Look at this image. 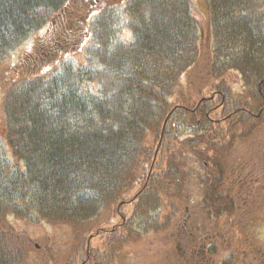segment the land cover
Listing matches in <instances>:
<instances>
[{
  "label": "trees",
  "instance_id": "16d2710c",
  "mask_svg": "<svg viewBox=\"0 0 264 264\" xmlns=\"http://www.w3.org/2000/svg\"><path fill=\"white\" fill-rule=\"evenodd\" d=\"M206 12L200 29L189 0H0V264L29 250L56 264L16 219L72 228L60 264L126 223L125 264L139 230L188 193L227 220L228 244L207 255L264 264V0H206ZM54 32L69 50L42 60ZM192 67L206 92L179 96Z\"/></svg>",
  "mask_w": 264,
  "mask_h": 264
},
{
  "label": "flooded vegetation",
  "instance_id": "af4514ba",
  "mask_svg": "<svg viewBox=\"0 0 264 264\" xmlns=\"http://www.w3.org/2000/svg\"><path fill=\"white\" fill-rule=\"evenodd\" d=\"M231 183L232 178L228 174L229 189ZM201 197L200 193L195 195L188 193L181 196L178 201L179 209L175 210L172 216L161 211L155 228L139 230L140 238H134L125 246L124 263L217 264L216 257L207 255L205 251L213 243L228 244L223 231L224 228L229 230L227 220L210 219L203 207ZM123 224L126 225L119 222L109 225L99 236L100 238L95 240V245L92 247L89 245L92 235H88L79 264H121L117 241L121 233L120 226ZM132 226L137 229L138 224L133 223ZM112 235L114 237L111 238ZM232 264L257 263L250 253L249 260L244 259Z\"/></svg>",
  "mask_w": 264,
  "mask_h": 264
},
{
  "label": "rangeland",
  "instance_id": "374dc122",
  "mask_svg": "<svg viewBox=\"0 0 264 264\" xmlns=\"http://www.w3.org/2000/svg\"><path fill=\"white\" fill-rule=\"evenodd\" d=\"M189 2L193 17L195 18L198 27L203 29L206 25L207 18L206 0H189ZM262 8L263 7L252 5V3L250 4V10L252 12H260ZM120 32L121 34L119 35V38H121V40L125 42L131 40L132 34L129 30L121 28ZM202 32L204 33L203 30ZM62 39L63 37L59 35V32H54L53 34L46 33L42 42H40V44L36 47V53L39 58L42 60H51L57 58L58 55H60L59 53L63 55L68 52L69 46ZM196 71V67H192L183 72L179 80V96L181 94L183 96H193L196 92H206L204 91V86H200L199 79L196 77ZM173 99L174 97L169 98V100ZM182 132L190 133V131L187 130H183ZM3 155H6L7 158L11 157L8 148L5 149ZM6 157L4 159H7ZM193 164L195 163L193 162ZM8 224L17 232H21L32 238L35 241L34 247H40L47 251L51 258L56 260V264H60L64 260L66 255L65 243L72 233V228L69 225L53 224L48 222H33L29 219H16L13 223L8 222ZM49 263L43 261L39 252L36 253L33 250H29L28 257L24 264Z\"/></svg>",
  "mask_w": 264,
  "mask_h": 264
}]
</instances>
